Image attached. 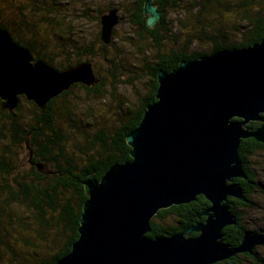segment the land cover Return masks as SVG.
Here are the masks:
<instances>
[{
  "label": "trees",
  "instance_id": "trees-1",
  "mask_svg": "<svg viewBox=\"0 0 264 264\" xmlns=\"http://www.w3.org/2000/svg\"><path fill=\"white\" fill-rule=\"evenodd\" d=\"M153 5L161 13L153 27L144 13L145 0H112L91 20L81 15L98 30L91 42L81 40L78 44L70 28V18L77 15L66 14L68 0H0V28L29 49L35 61L58 70L89 62L98 79L90 88L75 84L50 100L43 110L33 102L20 103L14 113L0 109V264H56L71 251L79 237L87 199L82 181L90 173L100 180L113 165L131 160L127 136L139 125L147 106L156 101L158 72H171L182 61L248 48L264 39L261 0H154ZM111 9L122 18L117 26L129 27L125 40L138 44L142 56L148 57L140 59L137 69L141 74L123 82L132 85L134 80L146 78L145 91L134 104L115 97L119 67L108 51L117 26L109 44L100 38V18ZM169 10L179 18L169 19ZM65 37L69 41H62ZM199 44L211 46L210 52L190 49ZM101 63L108 67L101 69L103 74ZM82 95L95 102L81 117L78 109ZM106 98L114 103L106 104ZM102 103L109 114L106 123L102 121L104 115L96 114ZM257 125L250 123L249 127L254 130ZM251 142L240 141L242 165L258 150L251 147ZM29 158L43 165L41 171L37 165L25 164ZM248 177L254 181L252 175ZM234 182L243 187L239 179ZM234 202L228 198L226 205L236 216L238 229L233 235L230 227H225L222 235L223 242L237 247L246 229L239 222L235 213L239 205ZM209 206L199 196L189 204L160 210L151 219L147 237L185 232L206 220L203 213Z\"/></svg>",
  "mask_w": 264,
  "mask_h": 264
},
{
  "label": "water",
  "instance_id": "water-1",
  "mask_svg": "<svg viewBox=\"0 0 264 264\" xmlns=\"http://www.w3.org/2000/svg\"><path fill=\"white\" fill-rule=\"evenodd\" d=\"M153 1L144 6L150 27L161 15ZM120 20L116 9L101 16L105 45ZM157 82L156 101L127 136L131 160L113 165L100 180L85 175L79 237L56 264H216L237 253L253 255L255 246L264 245V234L250 231L234 248L222 240V230L236 225L227 199L244 200L234 182L245 178L240 141L264 144V39L182 61L171 72H158ZM97 83L91 63L58 70L34 61L29 49L0 28L2 110L14 111L20 96L43 110L73 85ZM252 122L263 125L253 130ZM199 196L210 204L204 222L169 237H147L160 210Z\"/></svg>",
  "mask_w": 264,
  "mask_h": 264
},
{
  "label": "rangeland",
  "instance_id": "rangeland-1",
  "mask_svg": "<svg viewBox=\"0 0 264 264\" xmlns=\"http://www.w3.org/2000/svg\"><path fill=\"white\" fill-rule=\"evenodd\" d=\"M66 1L67 0H65V2ZM110 2H112V0H80L78 3L73 2V0H68V9L66 14L71 17L74 14L77 15L73 16V19L70 18V22H72L70 28L73 32V37L76 38V43L81 40L84 42H91L98 30V26L95 23L88 20V22H84V20L81 19V15L84 14V16L91 20V17L97 14V10L105 9ZM260 6L264 10V0H261ZM178 15L179 14L170 11V13H168V18L176 20V18H179ZM116 31V38L112 42V48L108 51V53H110L109 57L115 59V63L119 67L116 75L117 82L115 85V97L118 100L124 99V101H129L134 104L137 101L138 96L143 94L145 91L146 78L141 81L136 79L132 85H125L123 82H125L128 78L133 77L135 74L140 75V69H137V67H141L140 59H147L148 57L146 54L142 56L143 53L141 54L139 52L138 44L134 45L130 41L125 40L129 31V27L127 25L122 24L117 26ZM175 31L178 32L177 29ZM67 38L69 37H65L62 41H69ZM182 39L183 38H179L181 41ZM190 49L193 51L199 50L208 53L211 50V46L204 44H199L198 46L191 45ZM106 68H108L106 64L101 63L100 72L103 74L104 71L101 69L105 70ZM115 101L117 104V100ZM94 102L95 101H91L82 95V100L80 101V107L78 109L79 115L82 117V112L85 113L87 108L93 105ZM105 102L106 104L114 103L111 98H106ZM99 107L100 109L96 111V114L104 115L102 121H104L103 123H106L109 117V114L105 109L106 106H103L102 103L101 105L99 104ZM114 112L116 113L118 110H114ZM79 140L83 141L81 139ZM247 164L253 173V180L257 185H255L253 190L248 194L250 204L246 207L237 206L235 208V213L238 215L239 222L246 229V231L259 234V232L264 230V151L256 150L252 155H249ZM253 252L257 253L260 259L264 260V245L257 247V249L255 246ZM236 255L243 254L237 253ZM240 258L242 260L236 262L235 264H252L249 259H244L241 256ZM227 262L228 260H225L216 264H227Z\"/></svg>",
  "mask_w": 264,
  "mask_h": 264
},
{
  "label": "flooded vegetation",
  "instance_id": "flooded-vegetation-1",
  "mask_svg": "<svg viewBox=\"0 0 264 264\" xmlns=\"http://www.w3.org/2000/svg\"><path fill=\"white\" fill-rule=\"evenodd\" d=\"M33 56V55H32ZM35 61V60H34ZM74 86V85H73ZM72 86V87H73ZM71 87V88H72ZM19 99H20V102H19V104L20 103H23L24 104V102H31V101H27L26 99H25V97L24 96H20L19 97ZM2 100L0 99V109H1V107H2ZM18 104V105H19ZM18 107V106H17ZM2 110V109H1ZM2 111H7V110H2ZM15 111V110H14ZM14 111H12V112H9V113H14ZM252 123H256V124H258L257 125V128L258 127H260V126H262L263 125V122H252ZM249 126V125H248ZM251 128V127H250ZM243 140H248V141H252L251 142V147H254L253 149L255 150V149H258V150H263L264 151V144L263 143H259V142H257V141H255L253 138H247V139H243ZM253 150V151H254ZM32 158V157H31ZM23 160V159H22ZM24 162H25V164H30V165H38V164H40V163H37V164H35L36 162H34V161H31L30 160V158L28 159V160H24ZM28 164V165H29ZM242 169H243V172H244V175H245V178H241V179H239L240 181H241V183L243 184V187H241L242 188V191H243V197H244V200H240V199H236V198H231V199H233V200H235V202L234 203H236L237 205H239L240 207H246V206H248L249 204H250V202H249V195L247 194V192L250 190V188L251 187H253V186H255V184H256V182L255 181H252V180H250V178L248 177V174L249 175H252L253 176V173H252V171L249 169V167H248V164L246 163V165H242ZM248 173V174H247ZM236 183V182H235ZM240 185V184H239ZM257 185V184H256ZM233 215V214H232ZM234 217H235V220H236V216L234 215ZM237 217H238V215H237ZM228 227H230V233L231 234H235L236 233V231H237V220H236V225H231V226H228ZM259 234H264V230H262L261 232H259ZM197 236V235H196ZM189 238H190V234H189V236H188ZM222 240H223V235H222ZM225 243V242H224ZM227 244V243H226ZM229 245V244H228ZM230 247H236V246H234V245H230ZM254 254L253 255H249V254H247V253H244L243 255H235V256H232L230 259H228V262H227V264H235L236 262H238V261H240V260H242L241 258H240V256L241 257H243L244 259L246 258V259H249L250 260V262L252 263V264H264V260H262V259H260L259 258V256H258V254L257 253H255V252H253Z\"/></svg>",
  "mask_w": 264,
  "mask_h": 264
},
{
  "label": "bare ground",
  "instance_id": "bare-ground-1",
  "mask_svg": "<svg viewBox=\"0 0 264 264\" xmlns=\"http://www.w3.org/2000/svg\"><path fill=\"white\" fill-rule=\"evenodd\" d=\"M259 246H263V245H258V246H256V248L259 247Z\"/></svg>",
  "mask_w": 264,
  "mask_h": 264
}]
</instances>
